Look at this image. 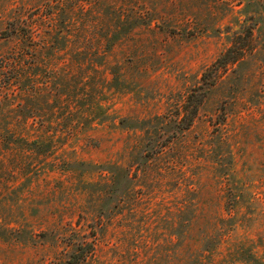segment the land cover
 <instances>
[{"label": "rangeland", "instance_id": "obj_1", "mask_svg": "<svg viewBox=\"0 0 264 264\" xmlns=\"http://www.w3.org/2000/svg\"><path fill=\"white\" fill-rule=\"evenodd\" d=\"M236 35L253 52L181 131ZM79 249L80 264H264V0H0V264Z\"/></svg>", "mask_w": 264, "mask_h": 264}, {"label": "trees", "instance_id": "obj_2", "mask_svg": "<svg viewBox=\"0 0 264 264\" xmlns=\"http://www.w3.org/2000/svg\"><path fill=\"white\" fill-rule=\"evenodd\" d=\"M130 18V15H127ZM27 34L24 38L28 43L32 39V32L27 30ZM32 49L34 52L38 50V45L28 44V49ZM254 50V44H252V38L247 35H236L229 48H227L202 74L201 82L203 87H198L197 89H192L186 96L184 108L182 110L181 118L179 120V129L181 131L188 130L192 126L194 120L198 116L199 108L205 102L207 98V89L213 87L220 80L223 73H225L231 66L237 64L244 59L245 56L251 54ZM27 62L26 56H23L19 61H14L13 64L9 63L7 71L11 75L12 84L18 83L20 88H18L17 95L24 96L26 89L20 84H23V65ZM17 84V85H18ZM16 85V86H17ZM225 118L221 120V125H223ZM158 150L154 153L157 154ZM230 163V161H229ZM232 164V162H231ZM89 247V246H88ZM85 250L79 249L76 254L71 257L69 264H80V261L85 255Z\"/></svg>", "mask_w": 264, "mask_h": 264}]
</instances>
